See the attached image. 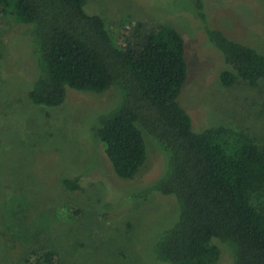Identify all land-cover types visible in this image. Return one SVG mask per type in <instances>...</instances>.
Masks as SVG:
<instances>
[{"label":"trees","instance_id":"trees-1","mask_svg":"<svg viewBox=\"0 0 264 264\" xmlns=\"http://www.w3.org/2000/svg\"><path fill=\"white\" fill-rule=\"evenodd\" d=\"M88 1L0 0V23L9 16L23 26L32 48L36 73L29 100L54 108L65 103L68 89H116L118 100L94 118L87 134L120 180H134L148 163L146 137L164 155L161 172L142 193L129 196L147 202L160 194L178 201L176 224L149 249L154 264H217L221 249L230 264H264V147L233 127L194 130L179 102L188 64L178 29L157 22L115 34L102 16L87 13ZM192 2L223 62L221 85L257 87L264 79V55L210 28L206 0ZM80 182V176L62 180L71 191ZM10 247L16 254L21 249L15 242ZM24 257L25 264H59L49 249Z\"/></svg>","mask_w":264,"mask_h":264},{"label":"rangeland","instance_id":"rangeland-1","mask_svg":"<svg viewBox=\"0 0 264 264\" xmlns=\"http://www.w3.org/2000/svg\"><path fill=\"white\" fill-rule=\"evenodd\" d=\"M85 9L115 34L157 22L178 29L188 64L179 102L194 130L233 127L264 147V79L257 87L221 85L223 62L192 0H89ZM204 12L210 28L264 55V0H206ZM0 27V264H25L24 254L41 248L54 251L59 264H154L149 249L176 224L178 201L129 196L161 172L164 155L149 146L156 142L146 137L147 166L134 180H120L87 134L118 100L116 89H68L60 107L33 104L28 92L36 69L26 29L9 16ZM78 176L79 190L64 187L63 179ZM9 242L20 244L18 254ZM221 251L217 264H230Z\"/></svg>","mask_w":264,"mask_h":264}]
</instances>
